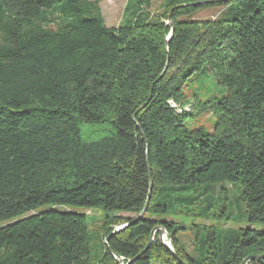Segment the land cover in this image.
I'll list each match as a JSON object with an SVG mask.
<instances>
[{"label":"trees","instance_id":"trees-1","mask_svg":"<svg viewBox=\"0 0 264 264\" xmlns=\"http://www.w3.org/2000/svg\"><path fill=\"white\" fill-rule=\"evenodd\" d=\"M104 1L0 0V264H183L159 233L149 245L157 227L187 264L264 256V232L238 231L219 261L211 226L209 249L191 252L156 219L182 201L173 190L227 184L264 224V0H168L161 14L130 0L117 28ZM210 7L226 12L194 18ZM205 66L227 96H188ZM207 112L214 133L186 127ZM151 183L145 216L109 239L145 210Z\"/></svg>","mask_w":264,"mask_h":264},{"label":"rangeland","instance_id":"rangeland-1","mask_svg":"<svg viewBox=\"0 0 264 264\" xmlns=\"http://www.w3.org/2000/svg\"><path fill=\"white\" fill-rule=\"evenodd\" d=\"M94 1V0H90ZM130 0H105L101 4L106 24L110 28H117L131 16L126 12V6ZM168 0H152V10L161 14L163 7ZM134 4L135 1H131ZM226 12V9L210 7L201 9L195 19H216ZM168 24V22H167ZM186 92L190 97H197L200 101L206 102L215 98H223L228 95V90L220 87L207 66L201 72H197L188 82ZM191 107L185 108L189 111ZM216 116L212 112L189 118L186 127L190 131L203 129L206 133L212 134L215 131ZM223 189L228 192L225 194ZM242 189L239 186L232 188L227 184H205L193 186L182 190H173L172 195L178 203L170 205L167 214L158 215L156 219L175 223L181 228L178 238L186 245L189 251L201 248L208 250L205 245L210 236L211 226L217 237V248L219 250V261H222L228 254L229 245L240 230L254 229L264 232L263 223H251L248 218L247 208L241 201ZM194 202V203H193ZM43 209V208H42ZM60 210H68L59 207ZM89 217V228L97 230L103 223V216L100 210L83 211ZM184 212H190L186 215ZM124 216H134L124 214ZM196 226H202L198 232ZM168 239L169 236H168ZM209 242V241H208ZM198 245V246H197Z\"/></svg>","mask_w":264,"mask_h":264},{"label":"water","instance_id":"water-1","mask_svg":"<svg viewBox=\"0 0 264 264\" xmlns=\"http://www.w3.org/2000/svg\"><path fill=\"white\" fill-rule=\"evenodd\" d=\"M226 1H229V0H219V1H215V2H226ZM213 1L209 2V3H215ZM168 24L172 27V31L170 33V36L168 38V43H170L171 39L173 38L174 36V26H175V23H174V18H173V12H171L170 14V18H169V22ZM164 76V74L162 75V77ZM161 77V78H162ZM152 191H153V183H151V190H150V195H149V198H148V201H147V204H146V208L145 210L140 214L138 215L134 220L133 222L129 223V224H126L122 227H118L117 229L114 230V232L112 233V235L109 237V239L114 236L115 234L117 233H120L122 231H124L126 228L130 227L131 225L137 223L138 221H140L146 214L147 210H148V207H149V204H150V200H151V197H152ZM157 233H159V240L161 241L162 245L167 248V250L181 263L183 264H187V263H184L182 262V260L179 258V256L177 255V253L175 252V249L172 245V242L170 239H168V233L167 231L163 228V227H157L156 230L154 231L153 235H152V238H151V241H150V244L151 245L153 243V241L155 240L156 236H157ZM253 258H263L264 259V256H256V257H250V258H247L245 260V262L243 264H248ZM132 262H128L127 264H131Z\"/></svg>","mask_w":264,"mask_h":264},{"label":"built area","instance_id":"built-area-1","mask_svg":"<svg viewBox=\"0 0 264 264\" xmlns=\"http://www.w3.org/2000/svg\"><path fill=\"white\" fill-rule=\"evenodd\" d=\"M169 104L171 105V107L175 108L178 113H181L183 111L181 108H178V106L175 105L173 101H170Z\"/></svg>","mask_w":264,"mask_h":264}]
</instances>
